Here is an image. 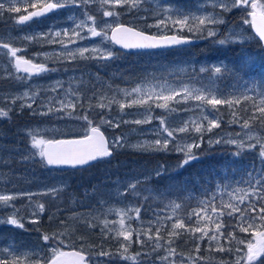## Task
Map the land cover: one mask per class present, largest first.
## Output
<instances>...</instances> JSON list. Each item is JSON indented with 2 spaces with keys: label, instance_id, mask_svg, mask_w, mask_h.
Here are the masks:
<instances>
[{
  "label": "snow or ice",
  "instance_id": "1",
  "mask_svg": "<svg viewBox=\"0 0 264 264\" xmlns=\"http://www.w3.org/2000/svg\"><path fill=\"white\" fill-rule=\"evenodd\" d=\"M17 2L19 0H8V7L4 2H0V15L5 12H21L20 7L14 6ZM23 3L25 4L24 14L16 18L17 24H24L34 17L44 16L57 9L66 7L81 9L80 15L83 18L75 23L74 28L22 37L29 43H58L67 51L57 55L72 60L77 58L97 61L112 60L117 54L108 45H119L123 49H151L191 42L189 38L178 35H147L131 25L120 22L123 13L117 9H125L129 13L133 10L139 11L145 0H23ZM92 5H97L95 13L89 10ZM29 6L35 10L29 12ZM205 6H211L214 10L218 8L223 13L238 9L242 23L252 28L259 41L264 42V0H208ZM214 10L197 15L182 13L179 10L174 11L171 8L162 11L156 9L160 19L152 26L170 27L178 32L187 30L193 34H200L203 38L219 37L218 31L210 26L224 24L226 21L222 14ZM105 17L111 19L105 20ZM94 37H99L101 43L68 50L69 44H76L77 40L83 41ZM245 42V37L237 29L227 31L226 35L214 41L219 45ZM3 49L7 50L4 55L10 57L9 63L14 67L15 72L27 74V76H15L17 80H29L33 76L56 71V69L48 68L44 62H34L32 59L18 56L22 48L14 47L11 43L0 42V50ZM36 55H43L45 60L49 58L47 53ZM249 60L250 54L242 51L236 72L246 70ZM199 71L209 72V69L200 68ZM224 71L231 70L223 65L214 66L210 76H221ZM62 87L63 84L57 81L48 90L57 91ZM41 91L38 88L31 93L25 91L20 95L6 98L9 99L10 106L0 108V118H10L9 113L13 110L12 106L17 105V101H22L18 106L21 111L24 108L33 109ZM121 92L123 93L122 99H117L116 96H100L93 103L92 99L88 98L87 106H85V103L81 102V95L69 88L65 99L58 101L59 107L53 106L51 102L38 104L37 108L31 112L33 116L61 114L57 117L58 119L84 121L88 131L80 139L44 138L40 136L38 130L30 131L28 135L31 147L36 151L31 152L25 158L39 157V162L44 167L69 166L75 168L88 165L91 162L111 157L114 148L124 146L127 140L124 136H117L109 141L101 131L102 125L118 128L120 123L143 125L151 124L155 119L159 123L150 130L154 138L140 141L134 147L140 150L180 152L183 155L179 167L183 168L191 161L200 158L194 149L202 146L205 135L211 133L213 129L220 128L221 114L218 106H227L231 117L230 122L239 124L243 132L236 133V138L209 137L207 144L212 146L223 142L234 145L237 149L235 156H242L246 151L255 150L260 160L259 169L247 172V179L244 181L246 187L230 188L225 185L221 188L217 186V191L212 193L210 198L198 200L195 207H189L186 203L176 200H169L159 212L153 210L155 219L141 218L144 204L140 202L132 205L126 204L124 208H108L107 214H115L119 217L114 221L107 218L100 219L99 216H93L91 219L76 216L70 218L80 219L89 228H95L98 224L103 225L101 233L105 235V238L112 236L119 243L115 252L103 245L95 246L97 250L94 252H85L83 249L64 251L67 245L63 237L69 234L73 226L68 220H61L60 225L63 230L41 234L46 248H33L25 251H17L10 247L0 248V264H100L99 260L91 258L93 256L109 259L116 257L130 261L132 264H145V261H149L150 264H157V261L159 264H197L198 261L207 262L210 259L208 256L200 255L201 244L205 240H207L206 251L229 253L233 257L230 264H264V91H257L253 86L238 95L225 96L218 94L215 86L205 88L185 85L177 89L162 85L157 90L154 85H138L131 90L123 89ZM248 92H256V95H248ZM68 95L76 97L75 101L68 99ZM128 97L132 99L128 100ZM188 101L196 103L183 110H198V115L190 116L179 123L170 122L165 114L153 115L154 108L164 109L166 113L171 114L177 111L172 105ZM113 104L119 110V120L111 118ZM242 105L246 106L241 108ZM133 106L144 107L145 111L139 114L140 118L131 121L124 119L126 115L124 109ZM45 108L46 111L40 110ZM78 108L79 111H77ZM94 108L107 109V113L98 112L96 117H91L89 113ZM193 133L197 135L194 136ZM162 170L163 166L158 167L156 175L159 176ZM140 183L139 179L136 183L130 182L127 186L128 191L120 193V196L131 195L141 197L145 201L149 198L156 200L157 194L152 189L138 188L137 185ZM60 191H62L61 188L53 187L43 193L0 194V207L14 209L7 220L2 222L17 228H24L22 221L25 217L18 216L20 209L10 202L27 196L31 208V218L28 222L38 224L39 217L45 212V204L33 201L32 197L47 195L55 199ZM165 208L169 211L166 215H161L160 213ZM194 217L195 220H193ZM225 217L228 219L225 220ZM49 219H52V216H49ZM133 220L138 222L135 227L130 223ZM93 221H97L98 224ZM110 225H118V227L113 228ZM162 233L165 234L162 235ZM197 233L200 235L197 236ZM237 233L247 235L240 236ZM181 236L189 238L185 243L193 242L194 255H185L178 251L177 241ZM133 244L138 245L141 251L132 253L130 249ZM221 264H229V262L222 261Z\"/></svg>",
  "mask_w": 264,
  "mask_h": 264
},
{
  "label": "rangeland",
  "instance_id": "2",
  "mask_svg": "<svg viewBox=\"0 0 264 264\" xmlns=\"http://www.w3.org/2000/svg\"><path fill=\"white\" fill-rule=\"evenodd\" d=\"M0 2H4L6 7L9 6L8 0H0ZM207 3L208 0H145V3L139 11L133 10L131 13H129L125 9L117 10L123 13L120 18V22L136 26L155 35L161 36L168 34H178L186 37L202 39L203 37L200 34H193L188 32L187 30L178 32L174 29H170V27L164 28L163 26H161L160 28H157L152 25H155L157 23V20L160 19L158 12L155 11L156 9L162 11L164 9L171 8L174 11L179 10L182 13H193L201 15L212 12L214 10L211 6L206 7L205 5ZM14 6L20 7L22 9L21 12H5L3 15H0L1 17L5 14L9 16V18L4 17L2 23H0V42L11 43L14 47L22 48V51L17 54L18 56H23L26 59H32L34 62H44L47 64L48 68L56 69V71L46 74H40L39 76H33L29 80H17L15 79V76H27V74L23 72L16 73L14 67L9 63L10 57L4 55L7 50H0V108H7L10 106V101L6 98L20 95L25 91H29L31 93L38 88L42 91L40 96L37 98V104L33 105V109L37 108V105L40 103L48 102H51L55 107H59L58 101L65 99V95L69 88L81 95V102L85 103V106H87L88 98H91L93 103H95L97 98L100 96H116L117 99H122L123 93L121 92V90H131L138 85H154L157 90H159L160 86L162 85L176 87L177 89L185 85L205 88L215 86L217 88L218 94H222L225 96L230 94L238 95L239 93L244 92L247 89L252 88L253 86H255L257 91H264V79L252 76L245 70L241 71L234 78L231 76L223 75L210 76L211 69L214 66L223 65L226 69L229 68L222 61H210L213 56L209 54H203L202 58H178L172 62H158L156 60L147 58L136 59L135 62L137 63L134 62L135 69L139 73L138 75L140 77L132 80L133 83L127 82L126 70L125 73L121 74L122 77L119 79V81H114L111 79L112 74L110 72L115 68L109 66L108 64L112 63L113 61H115L116 64L125 63L124 61H126V58L118 55L117 50L113 45H108L109 47H111L112 51L117 54L116 58L112 60L97 61L81 60L79 58L72 60L57 55L61 52L67 51L58 43H29L27 40L22 39V37L28 35H39L41 33H47L50 31H59L61 29L74 28L75 23L79 22V20L83 18L80 15L81 9H72L68 7L57 9L50 13H47L44 16L34 17L32 20L27 21L24 24H17L16 18L24 14L23 8L25 7V4L23 3V0H19V2L14 4ZM96 8L97 5H92L90 6L89 10L95 13ZM34 10L35 9H32L30 6L28 7L29 12ZM214 11L222 14L226 21V23L224 24L210 26L215 28L218 31L219 35L223 33L226 35L227 31L237 29L245 37L246 42L243 44H251L256 40L255 35L251 31V28L248 25H244L242 23L240 11L238 9H234L233 11L226 13L221 12V10L218 8ZM104 19L108 20L111 18L105 17ZM212 38L214 37L203 39L207 42ZM99 43H101L99 37H94L92 39H86L83 41L77 40L76 44L68 45V50H74L77 47L92 46ZM215 47L216 46H214V48L212 49H215ZM37 53H47L49 54V58L45 60L43 55L37 56ZM156 59H158V57H156ZM252 62H256V65L261 62L264 63V54L256 51L254 54L250 55L248 64ZM126 66L127 63L125 64V67ZM200 68H207L209 69V72L201 73L199 71ZM10 73L12 75H9ZM57 81L62 83L63 87L59 88L57 91L48 90L51 89ZM104 82H108V85L104 86L102 84ZM223 84H225V89H222ZM248 95H256V92H248ZM68 99L75 101L76 97L68 95ZM127 99L131 100L132 97H128ZM21 102L22 101H17V105L12 106L13 110L9 113L10 118H0V163L2 162L3 158H7L8 165L11 166V171L9 172L1 171L0 168V194L15 195L27 192L43 193L53 187L61 188L62 191L60 192L69 190L70 186H72L73 177L75 175L74 171H72V173H66L65 171H57L51 169V171L48 172L46 170L48 168H43L36 163V161L39 160V157H36L35 159L25 158L31 152L36 151L31 147V141L28 132L38 130L40 136L44 138L54 139L68 138V136L79 137L84 136L87 133L88 128L86 126V123L84 121H78L75 119H58L57 117L61 114L49 116H33L31 114L33 109L24 108L22 111L19 109L18 106ZM195 103L196 102L194 101H188L187 103L172 105L177 109V111L171 114L166 113L164 109L154 108L153 115L159 116L161 114H165L168 116L170 122L179 123L180 121L188 119L190 116H196L199 114L198 110H183L191 105H194ZM40 110L46 111L47 109L45 108ZM77 111H79V108L77 109ZM144 111L145 108L139 106L125 108L124 113L126 115L124 116V119L131 121L133 119L140 118L139 114L143 113ZM98 112L107 113V109L101 110L99 108H94L89 113V115L91 117H96V114ZM220 114H222L221 110ZM111 118H114V120L120 119V113L115 104L112 105ZM222 120L223 117L221 116V125ZM158 123V120L154 119L151 124L136 125L133 123H120V126L118 128H114L108 125L101 126V129L107 134L109 141L113 140L117 136H124L127 138L124 146L114 148L115 152L128 151L126 152V154L136 152L139 155H146L150 157L133 161L131 164V168H129V170L125 174H123L124 176L119 179L117 178L118 180L115 179L111 183L96 187L95 189L90 191V193H88L84 199L78 200L73 206L75 209H72L71 212L67 213V215H58L60 216V221L68 220V222L73 226L69 234L63 237V239L65 240V244L67 245L66 247H64V251L70 249H83V251L85 252L96 251V249L94 248L86 250L82 247L85 246V243H82L83 239H81V237L84 236L85 231L83 230L89 229L87 224L85 222H81L80 219L70 218L76 216L83 217L85 219H91V217L93 216H99L100 219L107 218L108 220L112 221L118 220L119 217L115 214H107V209L124 208L126 204L132 205L136 203V201L131 200L128 196H120V193L128 191L127 186L130 182L136 183V181L139 179L141 183H144L145 181L151 180L153 178L174 173L176 170L180 169L179 164L182 160V156H179L183 155L180 152L171 150L167 152L140 150L134 147L140 141L153 139L154 135L150 130L156 127ZM133 129H135V131H133ZM242 132L243 131L239 133ZM235 134L236 133L230 131H220L219 128H216L213 129L211 133L205 135L204 143L207 144V140L209 139V137L236 138ZM193 135L195 136L197 134L193 133ZM213 146H224L225 148H229V152L232 157H239L234 155V153L237 151L234 145L222 142L220 144H214L212 145V147ZM169 147L171 149L172 146L170 145ZM200 148L194 149V151L198 153ZM252 152L257 155L255 150ZM170 154L171 156L176 157L177 161L170 160L168 162H165L163 160L168 159ZM10 159L13 160L10 162ZM160 166H163V170L161 174L157 176L156 170ZM259 167L260 160L258 167H256L254 163L245 161L242 166L237 168L231 175H229L224 182H220L218 186L221 188L225 185H228L230 188L246 187L244 181L247 179V172L253 171L254 169L258 170ZM10 172L14 173L11 174ZM88 173L89 172L80 173L77 176L82 177L83 175H87ZM7 174H9L10 176ZM92 175L93 174H91L90 176ZM14 177H24L26 179L20 182H16L17 180ZM10 180L13 184H15L13 186L16 188L9 187L11 183ZM49 197L50 196L47 195H37L33 196L32 200L41 201L43 198ZM19 199L25 200L19 204L18 209H20V211L18 213V216L25 217V221L29 223L28 221L31 218V208L29 207V200L27 196L14 199L10 203L13 204L14 201H17ZM163 206L164 205H162V208ZM0 209L3 211V213H0V227L8 225L11 227V231L15 230V226L2 222L7 220L14 209L10 207H0ZM155 211L159 212L160 209ZM168 211L169 210L165 208L164 211L160 214L166 215ZM150 213L153 216L152 219H155L153 211H151ZM42 215L39 217V222L42 219ZM51 216V220H55V216ZM60 221H58V223L56 222L57 226H61ZM93 223L98 224L97 221H93ZM126 223L129 222L126 221ZM130 223H132V225L135 227L138 222L133 220ZM98 225L100 226V228L103 227V225ZM110 227L116 228L118 227V225H110ZM55 231L58 230H54L53 232ZM10 235H12V232H10ZM15 236V234L10 237L0 235V248L10 247L16 249L17 251H25L33 248L47 247L44 242H42V244L40 245H34L30 243L24 244L22 242L19 243L15 240ZM105 239L109 241L110 244H106L103 247L115 252L119 247L118 241L116 239H113L112 236H108ZM120 242H122V238H120ZM99 245L103 244L101 243ZM134 246L135 244H133L130 249L132 253H135L132 251ZM91 258L93 260H99L100 264H132V262L130 261H124L116 257L109 259L108 257L97 258L93 256ZM177 259H179V257H177ZM145 264H150V262L145 261ZM157 264H159L158 261Z\"/></svg>",
  "mask_w": 264,
  "mask_h": 264
},
{
  "label": "trees",
  "instance_id": "3",
  "mask_svg": "<svg viewBox=\"0 0 264 264\" xmlns=\"http://www.w3.org/2000/svg\"><path fill=\"white\" fill-rule=\"evenodd\" d=\"M4 17L9 18L7 14L2 17L0 16V23H2ZM224 35L225 34L223 33L219 35V37H214L208 40L207 42L202 41L198 46L186 49H178L167 52L149 54H128L126 55V67L125 63L116 64L115 61L108 64L109 66L115 68L110 72L112 74L111 79L114 81H119V79L122 77L121 74L125 73L127 70V82L133 83L132 80L140 77L138 75L139 73L135 69L134 62L136 61V59L147 58L156 60L158 62H172L178 58H202L203 54H209L213 56L210 61L217 60L224 62L231 71H224L223 76H231L234 78L241 72L240 71L239 73H237L236 68L240 63L242 51L245 54L250 55L254 54L256 51L264 54L262 45L257 39L251 44L233 43L228 45H219L217 43H214L217 38L223 37ZM214 46H216L215 49H212L214 48ZM156 57H158V59H156ZM245 71L252 76L264 79V63L262 62L257 65L256 62L248 64V68ZM107 83L108 82H104L102 84L104 86H107ZM224 85L225 84L222 85V89H225ZM245 106L246 105H242L241 108ZM218 107H220L222 113L221 116L223 117L222 125L219 128L220 131H230L234 133H239L243 131L239 124L230 122L231 117L227 106ZM126 152L128 151L115 152V155L112 159L96 163L90 167L79 171H74L75 175L73 177L72 186H70L69 190L59 192L55 199L49 197L43 198L40 201L45 204V212L43 213L42 219L38 224L27 223L24 219L22 221L24 223L23 229L14 227L15 230L11 231L12 229L10 226L4 225L0 227V235L10 237L15 234V240L19 243H30L34 245L42 244L43 241L41 239V234L52 233L54 230L62 229L61 226L56 225V222L58 223V221H60L61 215H67V213L71 212L72 209H75L73 206L78 200L84 199L86 195L96 187H100L103 184L111 183L115 179L118 180L119 178L124 176L123 174H125L129 170V168H131V164L133 161L150 157L146 155H139L136 152L131 154H126ZM198 154L200 156L199 159L190 162L183 168L180 167V169L176 170L174 173L159 176L138 185V188L147 187L152 189L153 192L157 194L156 200H152L151 198H149V200L145 201L142 200L141 197H134L128 195V197L131 200L136 201V203L140 202L144 204V208H142L141 210L142 219H152L153 216L150 212L162 208V205L166 204L169 200H176L177 202L186 203L189 207H195L199 199L210 198L211 194L217 190L218 184L222 181L224 182L225 179L229 175H231L237 168L242 166L245 161L254 163L256 167L259 166L258 156L252 151H246L242 156L239 157H232L229 152V148H225L224 146L212 147L204 143L198 151ZM181 156L182 155H180L179 157ZM12 160L13 159H10L9 161L11 162ZM163 160L165 162H168L170 160L177 161V158L171 156L170 154L168 159ZM36 163L42 166L39 160L36 161ZM42 167L47 168L44 166ZM0 168L1 171L4 172L11 171V166L8 165L7 158H3L2 162L0 163ZM46 170L48 172L51 171V169L49 170V168ZM85 172L89 173L87 175H83L82 177L77 176L78 174ZM10 173L12 174L14 172ZM66 173H72V171H67ZM91 174L93 175L90 176ZM14 178L17 180L16 182H20L26 179L24 177ZM10 182L11 183L9 187H14L13 185L15 184H13L11 180ZM24 200L25 199H19L17 201H14L13 204L15 205V207L18 208L19 204ZM149 205H151V207H149ZM0 213H3L1 209ZM51 215L55 216V220L49 219V216ZM227 219L228 218L225 217V220ZM193 220H195V217L193 218ZM83 231L85 232L84 236H82L81 239H83L82 243H85V246L82 247L86 250L91 248L96 249L95 246H98L101 243L103 244V246H105L106 244H110L109 241L105 239V235L101 233V228L99 225L95 228H89ZM10 232H12V235H10ZM163 234L165 233H162V235ZM237 234L240 236L247 235L244 233ZM196 235L199 236L200 234L197 233ZM188 239L189 238L187 236H181L179 238V240L177 241L178 251L183 252L185 255H194V253L192 252L193 242L189 241L188 243H185V241ZM206 245L207 240H205L201 244L200 255L208 256L210 259L207 262L198 261V264H221L222 261H227L230 264L233 257L229 253H221L216 251L208 252L205 250ZM132 251L137 252L141 251V249L138 245H135Z\"/></svg>",
  "mask_w": 264,
  "mask_h": 264
},
{
  "label": "water",
  "instance_id": "4",
  "mask_svg": "<svg viewBox=\"0 0 264 264\" xmlns=\"http://www.w3.org/2000/svg\"><path fill=\"white\" fill-rule=\"evenodd\" d=\"M253 30V29H252ZM254 32V30H253ZM145 33V32H144ZM147 35H151V34H148V33H145ZM255 34V32H254ZM170 36V35H169ZM257 37V36H256ZM258 38V37H257ZM259 39V38H258ZM190 43H186V44H181V45H174V46H169V47H161V48H151V49H123L121 48L119 45H116V47L123 51V52H126V53H137V52H147V51H156V50H166V49H173V48H182V47H188V46H193V45H198L200 43V40H194V39H190ZM262 45H263V48H264V42H261ZM80 139V138H79ZM113 156V155H112ZM111 156V157H112ZM107 158H110V157H106L104 159H107ZM104 159H101V160H104ZM101 160H97V161H94V162H91L90 164L88 165H84V166H78V167H69V166H63V167H54V166H49V168L51 169H80V168H83V167H87L89 165H92L96 162H99ZM71 251V250H69Z\"/></svg>",
  "mask_w": 264,
  "mask_h": 264
},
{
  "label": "bare ground",
  "instance_id": "5",
  "mask_svg": "<svg viewBox=\"0 0 264 264\" xmlns=\"http://www.w3.org/2000/svg\"><path fill=\"white\" fill-rule=\"evenodd\" d=\"M73 9V8H72ZM183 37H186V36H183ZM187 38H189V39H194V40H202L201 38H191V37H187Z\"/></svg>",
  "mask_w": 264,
  "mask_h": 264
}]
</instances>
